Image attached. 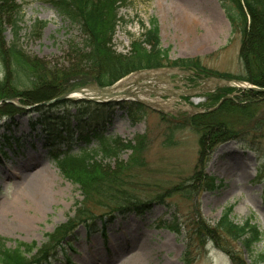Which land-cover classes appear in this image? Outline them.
<instances>
[{
    "label": "rangeland",
    "instance_id": "374dc122",
    "mask_svg": "<svg viewBox=\"0 0 264 264\" xmlns=\"http://www.w3.org/2000/svg\"><path fill=\"white\" fill-rule=\"evenodd\" d=\"M50 1L13 0L3 14L1 47L7 55L15 44L35 67L44 65L60 76L58 84L70 93L91 80L93 68L81 59L90 49L85 48L87 40L82 29L60 15ZM118 3L112 31L107 25L99 29L104 38L111 31L109 43L115 52L128 54L149 27V19L154 18L161 46L170 48L168 59L199 57L209 74L201 73L203 77L244 76L239 59L240 20L237 10L226 0ZM189 6L194 7L198 21L190 28L182 24L181 14ZM210 11L214 14L212 24L206 20ZM226 12L234 18L232 27ZM163 64L169 66V60ZM9 69L13 76L11 65ZM5 70L0 56V80ZM166 75L150 84L138 79L131 91L145 99L127 101L131 107L114 106L105 112L91 107V112H97L83 119L52 118L41 123L36 113L9 117L0 112V151L4 155L0 157V240L4 239L7 248L18 243L33 245L31 255H26L27 264H37L36 259L45 250L51 264H68L63 254L69 255L70 264H253L232 238L211 229L231 206L230 216L235 223L251 218L259 225L263 236L254 250L264 251V138L255 150L230 139L201 151L199 133L189 126L188 117L205 111L210 102L205 103L202 93L189 92L193 87L184 80L190 73L172 70ZM215 85L216 89H225L224 96L238 98L237 88ZM14 98L21 104L20 98ZM196 98L202 99L195 105L199 112L190 107ZM78 106L67 103L56 111L73 114ZM220 117L228 122L235 119L230 112ZM44 127L67 140L48 145L51 138L45 135ZM94 131L114 142L117 157L105 160L99 152L93 153L98 149ZM138 137L144 140L139 166H128L120 173L125 175V190L140 200L156 201L143 215H100L112 203L100 197L85 201L79 187L64 178L52 156L58 149L74 155L86 150L95 163L116 167L133 157L132 151L121 145H134ZM39 172L44 177L32 183L33 174ZM30 183L35 184L31 192ZM82 210L83 215H78ZM89 215L94 217L86 220ZM74 224L71 234L64 238L55 233L60 226L69 229Z\"/></svg>",
    "mask_w": 264,
    "mask_h": 264
},
{
    "label": "trees",
    "instance_id": "16d2710c",
    "mask_svg": "<svg viewBox=\"0 0 264 264\" xmlns=\"http://www.w3.org/2000/svg\"><path fill=\"white\" fill-rule=\"evenodd\" d=\"M122 1H50L52 7L60 15L77 24L86 36L85 48L90 50L81 59L87 61L90 68H93L90 73L91 80L89 83H95L99 87H109L131 72L168 66L163 64L165 60H169V66L191 70L196 76H203L204 74L201 73L208 74L205 68L201 66L199 57L168 59L170 48L161 46L158 25L154 18L149 19V28L145 29L137 43L131 45V50L128 54L123 55L112 50L109 43V35L117 21L116 3ZM226 1L231 3L237 10L238 19L240 20L239 59L244 69V76L239 77V79L264 88V0ZM12 4L13 0H0V56L6 68L0 80V101L6 98L18 97L22 105H35V107L31 109L32 111H28L13 104L2 102L3 106L0 108V112L9 115V117H13L16 113H37L38 121L45 120L48 122L52 118L53 120H64L69 117L86 118L87 115L97 112H91V107L101 108L104 112L106 108L110 109L114 106L121 108L131 107L126 102L103 104L88 100L74 101L69 99L42 104L64 94L66 87L60 86L57 82L60 76L50 73V69H47L44 65L40 67L36 65L35 67V64L31 63L29 58L22 56L15 44L9 48L7 55L4 53L1 47L2 18L4 12H7ZM227 16L232 26L234 18L229 13H227ZM14 24L16 25V22ZM106 25L111 31L104 38L99 34V29H104ZM8 56L9 62L7 61ZM9 65H11L13 76L9 75ZM218 76L225 77V75ZM17 82H20L23 87ZM225 94V89L205 94L207 101L210 102V106L205 109L214 106ZM67 103L79 106L75 108L73 114L69 112L57 114L56 109H61ZM225 112L233 113L235 116L234 121L222 120L220 114ZM101 114V116H106L103 113ZM10 120L12 121V118ZM188 123L195 132L199 133L201 151L209 148V146L217 145L230 139L245 143L248 148L255 150L260 144V140L264 138V93L252 90L239 91L238 98L224 100L214 111L190 116L188 117ZM77 126H79V123H77ZM44 131L45 135L51 138L47 140L48 145L52 141L58 140L61 143L60 141L67 140L65 136H61V133L52 135L50 129L46 127H44ZM85 136L86 139H90L89 135ZM92 136L98 146L97 151L93 153L99 152L105 160L106 158L117 157V149H114L115 145L112 144L114 142L109 141L108 137L96 131L92 133ZM143 145L144 140L142 137H138L134 145H131V143L122 144L121 148H129L133 157L127 163H120L116 167L95 163L92 160V154L86 150L74 155L62 153L58 149L53 152L52 156L64 178L79 187L85 201L94 200V197L97 200L100 197L112 203V206L100 215H143L156 201L140 200L138 197L133 196L131 192L125 190V175L120 173L128 166H139L138 162ZM0 155L4 156L1 151ZM117 192L119 193L117 194ZM83 213L84 210L78 215H83ZM230 214L231 206L224 210L211 231H219L232 238L234 242L247 252L253 264H264V251L257 253L254 250L255 244L261 240L263 235L259 226L252 222L251 218H247L242 223H235ZM103 216L101 226L104 224ZM93 217L94 215H89L86 220ZM66 226H60L55 233L59 232L58 235H62V238L71 234L75 224L69 229ZM33 250V245L25 243H18L13 248H7L4 239H1L0 262L4 264H27L25 262L27 259L26 255H31ZM43 252L44 254L39 259H36L37 264L43 261L47 262V250ZM65 258L68 261L66 255ZM234 262V264H241L240 261Z\"/></svg>",
    "mask_w": 264,
    "mask_h": 264
},
{
    "label": "water",
    "instance_id": "95a60500",
    "mask_svg": "<svg viewBox=\"0 0 264 264\" xmlns=\"http://www.w3.org/2000/svg\"><path fill=\"white\" fill-rule=\"evenodd\" d=\"M163 71L165 72V70H163ZM142 72H144V71H142ZM138 79H140V77L137 78L132 83V85L138 84V82H137ZM142 79L147 80L146 78H142ZM200 83H201V86L199 88L194 89V90H190V92H192V94H198V93H201V92L212 91L216 87L215 83H218L219 87L222 86V85L235 86L236 88H239V89L257 90V91L264 92L263 88H258L256 86L247 84L245 82H242V81H239V80H236V79H223V78H218V77H208V78H205L204 80H201ZM148 84H150L149 81H148ZM206 86L207 87L209 86V88H205ZM112 88H114V87H112ZM112 88H99L97 85L91 84V85H87V86H85L83 88L76 89L73 92H77V93L83 94L85 99H92V100L101 101V102L102 101H121V100H138L139 101V99H136V98L133 97L134 93L131 92L128 89H126L123 92H110L109 90H111ZM90 91H95V92L97 91V92H104V93L108 92L109 94L107 95V97H101V96L94 97V96H91V95L87 96L88 95L87 92H90ZM70 93L64 94V95L58 97L56 100L69 99L70 98L69 97ZM226 98H232V95L223 97L219 101V103L216 105V107ZM16 100L17 99H15V98H9V99H6L5 101L7 103H13V104L19 106L17 104ZM22 107H24V106H22ZM191 108L193 110H195L196 112H199L198 108H195L193 106H191Z\"/></svg>",
    "mask_w": 264,
    "mask_h": 264
},
{
    "label": "bare ground",
    "instance_id": "6f19581e",
    "mask_svg": "<svg viewBox=\"0 0 264 264\" xmlns=\"http://www.w3.org/2000/svg\"><path fill=\"white\" fill-rule=\"evenodd\" d=\"M194 7L193 6H189V8H185L183 11H182V17H183V20H182V24L185 26V27H195L197 24H198V21H197V16L195 14V11H194ZM207 15H209L206 20L209 22V23H213L214 22V14L213 12H209ZM146 78L148 81L150 82H154V81H158L161 77H165L164 76V73L161 72V71H152L150 73H142V74H138V75H132L131 77H128L122 81H120L118 84H116L114 86V88H112L111 90H109L110 92H123L125 91L126 89L130 90L131 91V87H132V83L137 79V78ZM133 92V91H131ZM133 97L136 98V99H139V100H144L145 98L142 96V94H138V92H133ZM89 95L91 96H94V97H98V96H101V97H107V95L109 94L108 92L104 93V92H95V91H91L88 93ZM81 94L79 93H76V92H71L70 93V96L71 98H77V97H80ZM88 96V95H87ZM24 173H21L19 172L18 175L19 176H23ZM43 175V174H42ZM39 173H36V174H33V180H32V183H35L36 180L35 178H43L44 176H42ZM30 183V192L33 191L32 190V187L35 186V184H32Z\"/></svg>",
    "mask_w": 264,
    "mask_h": 264
}]
</instances>
